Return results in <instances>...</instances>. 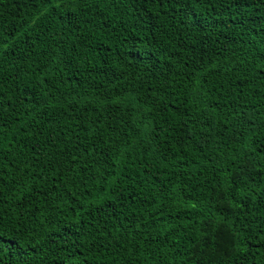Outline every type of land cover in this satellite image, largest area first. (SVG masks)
Listing matches in <instances>:
<instances>
[{"label": "trees", "instance_id": "1", "mask_svg": "<svg viewBox=\"0 0 264 264\" xmlns=\"http://www.w3.org/2000/svg\"><path fill=\"white\" fill-rule=\"evenodd\" d=\"M0 264H264V0H0Z\"/></svg>", "mask_w": 264, "mask_h": 264}]
</instances>
